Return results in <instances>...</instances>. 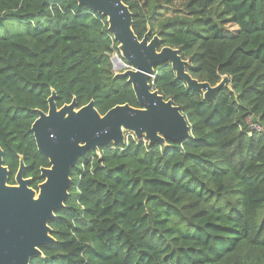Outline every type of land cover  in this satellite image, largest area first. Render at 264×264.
<instances>
[{
	"label": "trees",
	"instance_id": "obj_1",
	"mask_svg": "<svg viewBox=\"0 0 264 264\" xmlns=\"http://www.w3.org/2000/svg\"><path fill=\"white\" fill-rule=\"evenodd\" d=\"M142 40L149 28L178 49L189 73L217 86L215 103L176 80L153 88L181 107L193 131L169 147L137 142L89 153L71 197L50 223L57 243L31 264H264V0H124ZM106 18L77 0H0V145L9 183L17 153L36 166L32 126L59 108L95 101L101 115L138 108L115 77L118 44ZM35 179L39 173H28Z\"/></svg>",
	"mask_w": 264,
	"mask_h": 264
},
{
	"label": "water",
	"instance_id": "obj_2",
	"mask_svg": "<svg viewBox=\"0 0 264 264\" xmlns=\"http://www.w3.org/2000/svg\"><path fill=\"white\" fill-rule=\"evenodd\" d=\"M77 2L107 19L123 63L118 72L113 64L115 77L132 86L139 107L119 105L101 115L95 101L78 108L74 98L59 108L57 93L52 90L48 113L36 111L38 119L32 126L40 154L52 164L51 169L42 170L45 181L38 191L31 187L32 179L25 178L23 157L15 184L9 183L10 171L0 148V264H31L34 258L45 259L42 249L57 243L50 223L66 208L72 171L87 153L101 155L102 148L127 147L130 136L137 142H148L150 147L166 148L168 142L185 143L192 138V127L181 107L153 88L158 70L170 65L176 80L208 103H215L224 88L234 91L227 75L217 86L194 79L188 71L190 62L182 58L180 50L162 47L159 36L151 39L150 28L140 40L133 29L134 15L124 0ZM124 62L134 69L124 71Z\"/></svg>",
	"mask_w": 264,
	"mask_h": 264
},
{
	"label": "flooded vegetation",
	"instance_id": "obj_3",
	"mask_svg": "<svg viewBox=\"0 0 264 264\" xmlns=\"http://www.w3.org/2000/svg\"><path fill=\"white\" fill-rule=\"evenodd\" d=\"M62 108V107H61ZM78 108H81V107H79L78 106ZM48 113V112H47ZM36 147H37V144H36ZM0 148L3 150V152H4V156H5V151H4V149H3V147L0 145ZM37 151H38V157L36 158V166L38 165L37 163H38V161H39V166H37V168L36 169H34V163H32L31 164V162L29 161V159H26L25 158V156H23V155H21V154H19V153H17V157L19 158L18 159V167H17V171H16V175H17V173H18V170H19V167H20V164H21V158L23 157V159H24V163H25V165H26V170H25V178L26 179H32V183H33V181H34V177L33 176H30V177H26V175L28 174V173H39V178H38V184H37V189H34V190H36V191H38V188H39V185L40 184H42V183H44V179L42 178V170L43 169H51L52 168V164H51V161L47 158V157H45V156H43L42 154H40V152H39V150H38V147H37ZM90 153V152H89ZM89 153H87L85 156H83L82 158H80L79 159V161H78V164H77V168H75V169H73V170H76V169H80V167H84L85 166V164H86V162H87V160H88V158H89ZM72 173H73V171H72ZM16 175H15V177H16ZM72 177V176H71ZM72 179H73V177H72ZM32 185V184H31ZM58 213V212H57Z\"/></svg>",
	"mask_w": 264,
	"mask_h": 264
},
{
	"label": "built area",
	"instance_id": "obj_4",
	"mask_svg": "<svg viewBox=\"0 0 264 264\" xmlns=\"http://www.w3.org/2000/svg\"><path fill=\"white\" fill-rule=\"evenodd\" d=\"M111 60H112V62L114 64V66L117 68L116 72H118L119 71L118 70L119 69V66L121 64H123V63H121V58H120V55H119V53L117 51H115L113 53V55L111 57ZM129 69H132L133 70L134 67L124 62V71L125 70H129Z\"/></svg>",
	"mask_w": 264,
	"mask_h": 264
},
{
	"label": "rangeland",
	"instance_id": "obj_5",
	"mask_svg": "<svg viewBox=\"0 0 264 264\" xmlns=\"http://www.w3.org/2000/svg\"><path fill=\"white\" fill-rule=\"evenodd\" d=\"M116 72V71H115Z\"/></svg>",
	"mask_w": 264,
	"mask_h": 264
}]
</instances>
